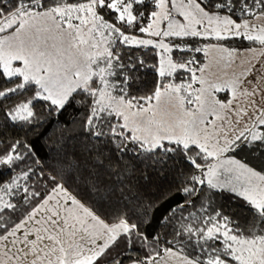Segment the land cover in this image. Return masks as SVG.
Segmentation results:
<instances>
[{
	"label": "trees",
	"instance_id": "trees-1",
	"mask_svg": "<svg viewBox=\"0 0 264 264\" xmlns=\"http://www.w3.org/2000/svg\"><path fill=\"white\" fill-rule=\"evenodd\" d=\"M78 1L0 0V17ZM197 1L236 20L264 13V0ZM100 6L118 19L108 4ZM156 8L155 0H136L139 17L125 26L142 31ZM193 48L177 49L174 57L188 62ZM112 52L121 81L114 83V94L137 106L171 79L159 72L156 46L120 39ZM182 71H177L178 82L189 76ZM99 85L94 76L90 85L58 104L38 82L9 75L0 65V239L62 186L106 222L131 224L92 264L145 263L170 248L201 264H245L230 249L229 235L264 237V210L237 190L227 172L220 185L205 180L203 168L214 158L198 144L165 139L149 147L116 112H97ZM229 154L264 173V122L259 132L234 141Z\"/></svg>",
	"mask_w": 264,
	"mask_h": 264
},
{
	"label": "rangeland",
	"instance_id": "rangeland-1",
	"mask_svg": "<svg viewBox=\"0 0 264 264\" xmlns=\"http://www.w3.org/2000/svg\"><path fill=\"white\" fill-rule=\"evenodd\" d=\"M135 1L81 0L45 10L20 9L9 17H0V65L9 75L38 82L43 94L58 104L98 76L97 112L106 108L116 112L136 139L149 147L165 139L198 144L214 158L203 168V178L220 185L224 183L222 173L227 172L237 190L264 210V173L229 154L234 141L259 132L264 122V75L256 77L257 71L251 66L253 54L259 67L264 68V48L259 47V56L256 45H247L235 55L229 44L248 42L231 39L239 35L251 41L249 37L258 35L264 26V17L258 14L236 20L207 10L197 0H155L157 8L150 22L135 32L125 26L139 17ZM100 3L117 11L118 19L104 12ZM193 37H206L208 44L193 48L188 62L176 59L175 50L194 47L187 42ZM120 39L158 47L159 72L171 77L142 106L114 94V83L119 86L121 81L112 46ZM217 42L222 45L214 44ZM202 50L206 52L204 59L197 54ZM179 70L189 71V76L178 82L175 77ZM46 201L47 205L72 202L68 217H37L44 212L45 204H41L18 228L0 239V264H92L111 244L112 234L131 227L126 220L115 225L95 214L102 226L95 235L93 225L87 231L86 225L93 222L85 217L90 209L62 186ZM32 219L40 220V230L31 226ZM108 227H114V233ZM47 235L58 239L55 249L47 250L49 255L38 245V239ZM229 237L228 245L241 261L264 264V237ZM125 264L201 263L170 248L149 262Z\"/></svg>",
	"mask_w": 264,
	"mask_h": 264
},
{
	"label": "crops",
	"instance_id": "crops-1",
	"mask_svg": "<svg viewBox=\"0 0 264 264\" xmlns=\"http://www.w3.org/2000/svg\"><path fill=\"white\" fill-rule=\"evenodd\" d=\"M258 15V14H256ZM255 15V16H256ZM260 17H264V13H259ZM253 16V17H255ZM252 18V17H251ZM233 39H244L246 41H248L247 43H236L234 42L233 44H229L230 47H232V49L234 50L235 52V55L241 53L244 49H245V46L247 45H256V48L255 50H257L258 52V55H262L261 54V51H260V48L259 47H263L264 48V26L261 25V31L259 32V34H255L254 36H251L249 37V39L251 41H249L247 39V36L245 35H239V36H233L232 37ZM198 40L196 43H194V48H199L201 45H206L208 44V39L205 37V38H200L198 37ZM252 42V43H251ZM214 44H217V45H222V43L220 44V42H217V43H214ZM194 51V49H193ZM199 55V57H203V59L205 58L206 56V52L205 50H202V51H198L197 53ZM251 66L254 70L257 71V76L259 75H264V68H260L258 63L256 62V59L253 57V54H252V57H251ZM231 89V88H229ZM232 90V89H231ZM233 91V90H232ZM224 99V98H223ZM56 190V189H55ZM48 198V197H47ZM47 198H45L35 209L39 208L41 204H45V207H44V212L43 214H38L37 217H40V215H46V216H50L52 218H58L59 220H62V219H65L66 217H68L69 215V212H68V208L69 206H72V202L69 203H55V204H48L47 205ZM86 208V207H85ZM89 210V209H88ZM91 212V213H90ZM85 217L88 218V220H93V222H91L90 224L86 225V229L87 231H89V227L90 226H94V232L93 234L95 235L96 231L99 230L102 226V223L101 221L98 219V217L95 215L94 212L92 211H85ZM78 218H80V216L78 215ZM40 221V220H35V219H32L31 220V226L34 227V229L36 230H40V226L37 224V222ZM54 221V220H53ZM22 222H20L17 226H15V229L18 228V226L21 224ZM120 223V222H118ZM118 223H113V224H118ZM28 225V224H27ZM114 226V225H112ZM23 228V227H22ZM107 228V227H106ZM113 228L114 227H108L109 231H111V233H114L113 231ZM131 227H129L130 229ZM128 229V230H129ZM128 230H124L123 232H126ZM121 232V233H123ZM112 234L111 238L112 239V242L121 234ZM57 236L56 235H47L46 237L43 236L42 239H38V245L40 248H43L45 249V253L47 255H49V252L47 250L49 249H55L56 247V244H57ZM111 242V243H112ZM143 263V262H142Z\"/></svg>",
	"mask_w": 264,
	"mask_h": 264
}]
</instances>
